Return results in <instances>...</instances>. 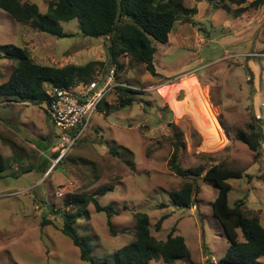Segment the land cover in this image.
Masks as SVG:
<instances>
[{"label": "rangeland", "instance_id": "374dc122", "mask_svg": "<svg viewBox=\"0 0 264 264\" xmlns=\"http://www.w3.org/2000/svg\"><path fill=\"white\" fill-rule=\"evenodd\" d=\"M49 1L24 0L36 4L43 15ZM253 1L247 0L241 6L246 10L236 15L235 5L227 13L216 9L215 0H183L185 8L196 7L198 14L189 23L177 21L169 46L159 45L154 59L157 75L120 57L125 67L118 82L136 90V102L121 109L118 90L112 93L59 163L54 148L60 142L46 114L48 103L23 104L0 95V154L7 164L0 173V264H89L62 233L58 213L69 195L93 194L105 185L114 191L97 200L117 211L111 216L115 234L107 213H98L92 204L86 209L88 216L83 214L76 225L96 258L133 240L134 216L140 212L150 217L158 240H167L173 228L174 236L185 239L190 260L175 264H226L229 241L213 214L217 195L213 183L199 181L200 192L190 209L178 208L170 199V193L187 182L168 166L177 139L185 169L220 163L255 177L252 182L230 180L229 200L231 206L243 201L244 209L259 216L264 227V181L258 180L264 175V141L256 161L237 139L238 132L250 133L251 125L264 134V5L249 7ZM57 27L72 37L40 32L35 24H21L0 9V86L16 66L1 54L6 45L27 49L40 65L103 62L93 75L96 80L106 76L112 68L106 41L83 36L77 21ZM111 148L118 149L117 156ZM150 264L165 263L156 253ZM256 264H264V258Z\"/></svg>", "mask_w": 264, "mask_h": 264}, {"label": "trees", "instance_id": "16d2710c", "mask_svg": "<svg viewBox=\"0 0 264 264\" xmlns=\"http://www.w3.org/2000/svg\"><path fill=\"white\" fill-rule=\"evenodd\" d=\"M246 3L247 0H215L214 5L217 10H224L227 13H231V6H238L234 12L239 15L246 10L241 7ZM260 5H264V0H255L249 4V7ZM0 9L21 24L33 23L40 32L59 38L72 37L57 27L59 23L77 21L83 36L106 41L105 50L109 56V64L116 68L118 81L119 74L125 67L119 61V58L123 56H127L131 62L145 65L147 71L156 76L154 59L157 48L169 46L170 35L177 21L184 20L189 23L198 14L196 7L185 8L183 0H51L48 2L46 15L40 12L36 4L24 2V0H0ZM1 49L2 56L15 62L16 66L8 81L0 86V95L5 99H13L23 104L30 102L49 104L47 85L57 88L85 86L96 80L93 75L96 67L104 66L103 62L91 61L85 65L52 67L35 63L27 49L14 45H6ZM116 91L120 94L119 108L124 109L136 102L134 97L136 90L117 88ZM249 131L250 133L238 132L237 139L250 149L254 154V160L257 161L260 157L264 134L254 125L250 126ZM180 142V139L176 140L175 151L168 166L172 173L187 182L180 190L170 193L173 205L190 209L200 192L199 181L204 179L206 182L213 183L217 189L216 198L212 203L213 214L229 241L224 262L226 264H256L264 258V227L259 216L252 215L244 209L243 201L231 206L229 200L232 191L230 180L246 178L248 182H252L255 177L246 174L243 170L228 168L220 163L208 169L204 167L185 169L180 163L178 145ZM181 147L184 148L183 145ZM110 153L117 156L118 149L111 148ZM6 169V160L0 154V173ZM258 180L264 181V175L259 176ZM113 191V186L105 185L99 187L93 194L69 195L65 199V208L60 213L57 212L63 219L62 233L79 248L83 262L150 264L156 253L161 255L165 264L190 260L191 252L185 239L182 236H174L175 228L172 229L167 240H158L151 232L150 217L140 212L134 216L133 240L103 258H96L93 255L94 249L91 243H87L80 236L76 225L83 214L85 218L88 216L86 209L92 204L98 213H107L108 226L115 234L111 216L117 211L112 205L102 207L97 200V197L105 196ZM163 222L164 218L156 224L157 231L161 230ZM240 232L243 241L240 240Z\"/></svg>", "mask_w": 264, "mask_h": 264}, {"label": "built area", "instance_id": "2783aa9c", "mask_svg": "<svg viewBox=\"0 0 264 264\" xmlns=\"http://www.w3.org/2000/svg\"><path fill=\"white\" fill-rule=\"evenodd\" d=\"M117 88L133 87L118 82L116 68L112 67L101 80L72 88L52 87L48 91L47 117L52 121L59 144L55 149L56 163L75 148L79 139L89 129L95 113ZM197 209V206H193ZM213 262H215L213 258Z\"/></svg>", "mask_w": 264, "mask_h": 264}, {"label": "crops", "instance_id": "0c3cea01", "mask_svg": "<svg viewBox=\"0 0 264 264\" xmlns=\"http://www.w3.org/2000/svg\"><path fill=\"white\" fill-rule=\"evenodd\" d=\"M219 11H220V10H219ZM213 22H214V21H213ZM214 24H215V23L212 24V27L214 26ZM208 41L211 42L212 40H211L210 38H208ZM53 150H54V149H53ZM52 152H53V151H52ZM53 155H54V153H53ZM55 156H56V154H55ZM185 242H186V241H185Z\"/></svg>", "mask_w": 264, "mask_h": 264}, {"label": "clouds", "instance_id": "9594fccd", "mask_svg": "<svg viewBox=\"0 0 264 264\" xmlns=\"http://www.w3.org/2000/svg\"><path fill=\"white\" fill-rule=\"evenodd\" d=\"M126 84V83H125ZM125 89H131V88H125ZM134 90V89H133Z\"/></svg>", "mask_w": 264, "mask_h": 264}, {"label": "bare ground", "instance_id": "6f19581e", "mask_svg": "<svg viewBox=\"0 0 264 264\" xmlns=\"http://www.w3.org/2000/svg\"><path fill=\"white\" fill-rule=\"evenodd\" d=\"M166 90H168V88Z\"/></svg>", "mask_w": 264, "mask_h": 264}]
</instances>
